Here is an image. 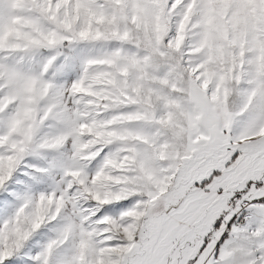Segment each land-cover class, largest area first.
<instances>
[{"label":"snow or ice","instance_id":"6c2138e0","mask_svg":"<svg viewBox=\"0 0 264 264\" xmlns=\"http://www.w3.org/2000/svg\"><path fill=\"white\" fill-rule=\"evenodd\" d=\"M0 264H264V0H0Z\"/></svg>","mask_w":264,"mask_h":264}]
</instances>
